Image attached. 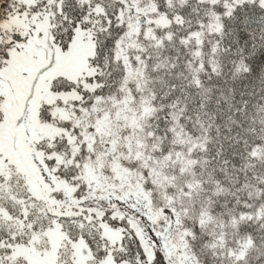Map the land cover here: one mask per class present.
<instances>
[{"label":"snow or ice","instance_id":"obj_1","mask_svg":"<svg viewBox=\"0 0 264 264\" xmlns=\"http://www.w3.org/2000/svg\"><path fill=\"white\" fill-rule=\"evenodd\" d=\"M0 264H264V0H0Z\"/></svg>","mask_w":264,"mask_h":264}]
</instances>
